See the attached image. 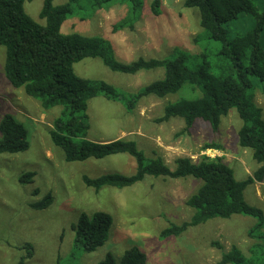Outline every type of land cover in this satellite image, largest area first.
<instances>
[{"label": "rangeland", "instance_id": "374dc122", "mask_svg": "<svg viewBox=\"0 0 264 264\" xmlns=\"http://www.w3.org/2000/svg\"><path fill=\"white\" fill-rule=\"evenodd\" d=\"M44 1L34 0L25 6L26 12L39 23H43L40 12ZM152 1H144V13L133 30L113 32L114 24L128 12L126 4H116L85 21L79 17L69 19L63 24L62 33L104 37L113 45L116 58L128 64L140 57H170L174 48L200 54L202 49L195 42L202 33L198 10L186 8L185 0H163L161 15L155 16ZM67 2L55 0L54 4ZM5 59L6 48L0 46V114L11 115L25 126L29 149L19 154L0 155V264H19L27 257L26 245L32 246L33 256L25 264H98L109 254L119 262L133 246L146 253L147 264H220L221 251L211 245L216 241L225 251L235 245L248 254L252 241L247 234L256 221L247 216L214 219L179 236H163L171 225L180 226L190 220L192 210L186 202L202 185L194 178L149 176L123 190L106 187L97 192L88 188L83 176L132 175L136 171L135 160L122 154L68 162L50 137L62 107L44 110L40 101L26 95L22 88L11 86L4 72ZM75 71L82 78L105 81L128 91H138L164 77L163 69L137 75L114 73L100 59H85L75 65ZM198 96V91L186 85L164 99L155 96L143 99L133 114H128L119 102L95 98L88 109L89 139L101 143L119 139L136 141L147 157L153 158L158 153L171 168L181 156L196 162L203 157H221L233 169L238 181L246 180L259 165L253 152L239 144L243 123L235 109L222 119L217 132L201 120L184 135H180L185 126L181 119L163 124L155 122L168 103ZM254 100L263 109L264 116V91L256 90ZM212 143L221 145L222 150H204L206 144ZM29 172L36 173L33 183L22 182L21 177ZM50 193L54 200L49 208L37 211L31 207ZM245 198L264 211V182L249 186ZM99 211L113 218L109 238L96 252L81 253L74 248L72 226L81 214Z\"/></svg>", "mask_w": 264, "mask_h": 264}, {"label": "trees", "instance_id": "16d2710c", "mask_svg": "<svg viewBox=\"0 0 264 264\" xmlns=\"http://www.w3.org/2000/svg\"><path fill=\"white\" fill-rule=\"evenodd\" d=\"M34 0H0V46L6 48L4 72L8 82L26 95L40 101L44 110L62 107L50 131L52 143L61 149L68 162L104 159L126 154L136 162L132 175L105 174L97 178L83 176L84 184L99 192L109 187L123 190L143 182L147 177L186 179L202 182L201 187L187 200L192 210L189 221L171 225L164 237L179 236L189 228L207 224L214 219L229 220L235 215L254 218L256 223L248 231L252 245L245 254L238 246L225 251L216 241L211 245L221 251L220 264H264V211L249 204L246 189L264 182V116L254 100L255 91H264V0H185L184 6L196 9L202 33L195 38L202 52L193 55L174 48L170 57L146 59L132 63L120 62L111 42L101 36L80 33L63 34V24L73 17L82 21L116 4H126L128 12L113 26V32L133 30L144 13L145 0H68L55 5L45 0L40 18L34 20L26 12V4ZM163 0H153L152 13L161 15ZM85 59H100L114 73L137 75L157 69L164 77L138 91L120 89L101 80L85 79L77 75L75 65ZM190 85L199 96L168 103L157 124L181 119L188 134L199 120L209 123L217 132L222 119L235 109L242 120L239 144L253 152L259 168L244 181H238L233 169L223 158L203 157L196 162L188 156L168 166L158 153L146 156L133 140H113L106 143L89 139L91 130L88 114L91 100L102 97L121 103L128 114H133L140 102L148 97L167 98ZM29 149L28 131L13 116L0 114V155L19 154ZM204 150H222L216 143L206 144ZM36 173L21 177L33 183ZM37 193V192H36ZM50 193L33 203L34 210L42 211L53 204ZM113 225L106 212L81 214L72 226L74 248L81 253H93L105 245ZM27 257L32 258L31 245H26ZM148 257L139 247L127 249L119 262L109 254L98 264H147Z\"/></svg>", "mask_w": 264, "mask_h": 264}]
</instances>
